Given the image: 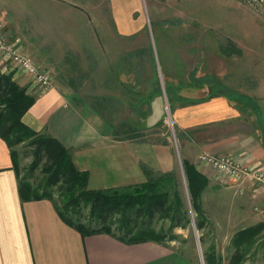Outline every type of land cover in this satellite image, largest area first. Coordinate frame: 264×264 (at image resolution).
<instances>
[{
  "label": "crops",
  "instance_id": "1",
  "mask_svg": "<svg viewBox=\"0 0 264 264\" xmlns=\"http://www.w3.org/2000/svg\"><path fill=\"white\" fill-rule=\"evenodd\" d=\"M110 1L115 28L121 34L131 35L145 28L144 9L137 1ZM136 12L141 18L133 16ZM13 25L15 29L21 27ZM6 26L14 28L8 20ZM81 45L82 53L89 49L88 42ZM72 68L68 64L65 67L64 60L56 68H49L53 83L45 91L22 72L13 73L20 88L36 97L23 121L39 133L53 135L72 152L77 168L89 172V188L145 182L139 149L128 139L114 138L111 124L84 97L85 88H72L68 79ZM218 86L226 87L223 82ZM184 87L173 91L172 96L181 155L208 176L203 206L220 240L233 248L232 240L239 230L264 223V191L251 178L239 179L219 171L203 162L201 156L231 155L251 167L264 169V89L253 96L251 91L247 95L241 89L226 88L233 90L234 98L220 89L212 91L213 96L204 94L210 93L206 84ZM176 93L187 95L179 99ZM192 93L204 95L188 99ZM6 142L0 136V264H199L173 246L154 241L128 244L108 233L85 236L62 218L50 199H23L13 148ZM223 264H230L229 259Z\"/></svg>",
  "mask_w": 264,
  "mask_h": 264
},
{
  "label": "rangeland",
  "instance_id": "2",
  "mask_svg": "<svg viewBox=\"0 0 264 264\" xmlns=\"http://www.w3.org/2000/svg\"><path fill=\"white\" fill-rule=\"evenodd\" d=\"M132 1L143 6L142 16L147 21L145 28L136 32L133 38L115 28L110 0H0V26L7 31L9 38L20 40V36L27 40L25 44L22 42L24 51L42 68H56L66 55L74 51V54L81 53V58L80 66L77 71L71 72L72 75L85 73L94 76L97 71H102L104 80L106 72L109 75L115 69L126 72V66L117 64L129 51L151 46L155 70L150 64L144 84L137 85L134 93L161 95L152 96V99L160 100L156 103H160L156 108V117L152 120L148 113L133 109L140 100L138 96L126 95L125 98L123 95L124 101L119 104L114 123L118 128L122 127V136L128 135V127L123 124L127 121L143 132L131 141L139 149L142 163L157 172L166 171L173 165L180 169L182 155L173 119V91L183 90L184 85L204 83L210 92L220 89L232 97L235 96L233 90L238 89L247 95L249 91L253 96L260 95L258 92L264 89V17L236 0ZM133 16L141 18L138 12ZM7 20L14 28L5 27ZM14 23L21 27L15 29ZM85 41L93 54L82 53L81 43ZM229 43L234 44L239 53L231 56L224 54V50L232 48ZM97 61L99 64L95 66ZM124 76L122 73L121 77ZM75 82L83 83L88 92L93 90L89 79H75ZM222 82L226 85L225 89L218 86ZM113 86L116 88L105 83L101 90L120 95L128 88L121 83ZM226 88L233 90L229 92ZM180 94L183 96L180 97ZM180 94L176 93L179 99L186 98L187 93ZM204 94L192 93L187 98ZM158 119H162L163 123L153 127ZM35 148L29 140L14 146L20 179L28 177L31 171ZM133 150L137 151L135 147ZM35 174L36 178L30 181L37 182L43 177L40 169ZM190 213L192 221L189 225L172 229L175 239L168 240L165 245L173 246L199 264H206L205 255L212 247L228 259L234 249L220 240L219 232L212 225L202 243L191 206ZM170 228L171 223L167 219L156 223L158 231L169 232ZM256 253L251 251L244 264H264L262 251Z\"/></svg>",
  "mask_w": 264,
  "mask_h": 264
},
{
  "label": "trees",
  "instance_id": "3",
  "mask_svg": "<svg viewBox=\"0 0 264 264\" xmlns=\"http://www.w3.org/2000/svg\"><path fill=\"white\" fill-rule=\"evenodd\" d=\"M135 34L128 36L133 38ZM228 45L232 46V50H224V54L231 56L239 53L240 50L235 48L234 44ZM88 52L93 54L89 49L85 50L86 54ZM77 53L71 51L64 60L66 65L73 67L68 74L72 88L84 86L83 83H76L75 79H89L93 90L88 92V89H85L83 95L92 108L111 124L114 138L136 140L137 135L143 132L127 121L123 124L128 127V135L122 136V127L115 125L114 118L120 102L124 101L123 95L125 98L130 95L138 96L140 100L133 109L148 113L152 120L156 117V108L160 105L156 103L160 100L152 99V96L157 97L159 94L152 93L151 96L149 93H134L137 91V85L144 84L150 64L155 70L151 46L129 51L117 64L126 66V72L117 69L110 75L106 72L105 80L102 71H97L94 76L85 73L72 75L71 72L77 71L80 66L81 54ZM97 64L98 61L94 63L95 66H98ZM121 72L125 74L124 77H121ZM12 76L13 73L0 74V136L13 148L12 156L16 168L18 162L14 146L29 140L36 147L35 162L30 167L31 171L28 177L20 179V193L23 199L48 198L54 202L62 218L83 235L108 233L128 244L145 241L168 244V240L175 239L171 234L172 229L186 228L192 221L191 206L200 240L204 243L211 227L202 201V196L209 186V179L196 165L181 157L183 170L173 165L166 171L157 172L141 162L147 177L145 182L114 188H89V172L77 168L72 152L53 135L39 133L23 121V115L34 105L36 97L29 94L26 88H20ZM123 78L125 80H122ZM105 83L112 85L113 89L116 88L113 86L115 83H121L128 88L120 95L104 93L101 89ZM167 93L170 95L168 90ZM208 95L214 94L210 92ZM162 123L163 120L158 119L152 126L158 127ZM38 169L43 177L37 182L30 181L36 178L35 171ZM162 219L170 221L169 232L156 229V223ZM232 247L234 250L228 258L230 264H244L251 251H262L264 259V223L239 230L233 237ZM223 261L224 257L215 252L214 247L205 255L206 264H223Z\"/></svg>",
  "mask_w": 264,
  "mask_h": 264
},
{
  "label": "built area",
  "instance_id": "4",
  "mask_svg": "<svg viewBox=\"0 0 264 264\" xmlns=\"http://www.w3.org/2000/svg\"><path fill=\"white\" fill-rule=\"evenodd\" d=\"M249 6L256 15L264 17V0H236ZM21 40L11 39L4 33L0 26V74L4 72H22L29 76L38 89L48 90L53 83L52 71L42 68L34 63L32 58L24 51ZM3 69L4 71L2 72ZM201 160L215 169L227 173L236 178L248 177L260 184L264 191V169L251 167L237 160L231 155H216L204 153ZM261 210V207H257Z\"/></svg>",
  "mask_w": 264,
  "mask_h": 264
},
{
  "label": "water",
  "instance_id": "5",
  "mask_svg": "<svg viewBox=\"0 0 264 264\" xmlns=\"http://www.w3.org/2000/svg\"><path fill=\"white\" fill-rule=\"evenodd\" d=\"M181 166H182V163H181ZM182 169V168H181ZM183 170V169H182Z\"/></svg>",
  "mask_w": 264,
  "mask_h": 264
}]
</instances>
